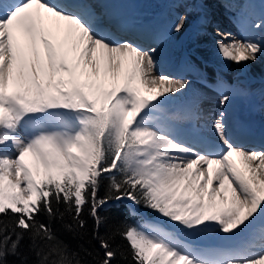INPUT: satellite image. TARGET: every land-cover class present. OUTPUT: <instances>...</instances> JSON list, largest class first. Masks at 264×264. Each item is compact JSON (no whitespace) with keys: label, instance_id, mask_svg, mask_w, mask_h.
<instances>
[{"label":"snow or ice","instance_id":"1","mask_svg":"<svg viewBox=\"0 0 264 264\" xmlns=\"http://www.w3.org/2000/svg\"><path fill=\"white\" fill-rule=\"evenodd\" d=\"M102 7L0 0V264L8 256L27 264L25 238L35 264H113L118 256L130 264H264V145L237 143L225 111L212 118L219 143L184 134L181 122L203 119L198 98L185 113L167 104L191 82L160 74L157 48L122 35ZM188 22L178 16L152 39L163 42ZM243 27V38L226 33L217 42L236 64L264 55V14ZM214 87L222 109L237 95L223 77ZM120 201L130 202L131 219L102 233V212ZM141 206L176 227L147 219ZM57 220L85 242L74 248ZM207 235L216 242H202ZM92 241L102 255L85 247Z\"/></svg>","mask_w":264,"mask_h":264},{"label":"bare ground","instance_id":"2","mask_svg":"<svg viewBox=\"0 0 264 264\" xmlns=\"http://www.w3.org/2000/svg\"><path fill=\"white\" fill-rule=\"evenodd\" d=\"M107 1L112 5L116 16L128 18L127 20L131 22L138 21L145 27L157 26L159 29L157 32L162 31L163 27L164 30L170 29L178 16L188 18L189 22L184 30L179 33L171 32L163 42L155 41L151 45L157 48L156 58L160 74H169L159 64V62L165 61L183 67L182 74L169 75L174 79L183 77L191 82L187 90L170 94L171 98L168 101L167 108L174 113H185L198 98L201 110L208 113L210 125L205 123L206 120L201 121V125L195 122L193 124L181 122L179 124L180 130L199 129L211 141L218 143L220 141L212 127V118L219 119L221 111H225L226 118L234 123L247 122V125L250 126L249 119L252 121L255 117L259 118L258 121L263 120L261 125L264 126V73L261 74L262 70L260 69L264 68V59H262L260 66L253 65L251 62L236 64L224 59L217 47V42L221 41L228 32L232 33L237 39L243 38V33L240 32L243 25H239L240 22L244 21L245 15H249V20H251L264 14V0H250V2L245 3L246 5L253 3L254 8L252 10L245 5L241 10L242 3L231 0V4L226 5L227 8L230 7L235 12L231 11L230 14H225L224 9L220 12L217 11L216 7L218 16L213 21L207 15L203 20L201 19L204 10L200 11L199 5L202 4L203 0H184L183 2L182 0ZM174 4L178 7H171ZM217 28L223 32H219ZM185 60L191 65L187 71L184 67ZM227 71L230 72L232 77L228 76ZM218 77H223L237 91L235 98L223 109L219 104L220 93L214 87V81ZM241 109L246 112L249 119L245 115L240 117L237 114ZM201 239L204 243H213L216 242L217 236L207 235Z\"/></svg>","mask_w":264,"mask_h":264},{"label":"trees","instance_id":"3","mask_svg":"<svg viewBox=\"0 0 264 264\" xmlns=\"http://www.w3.org/2000/svg\"><path fill=\"white\" fill-rule=\"evenodd\" d=\"M142 207V206H141ZM147 213H151V214H155V212H153L152 210L146 209L144 207H142ZM85 215L87 216V213H85ZM102 215L106 216L108 218V224L105 225L104 228L101 229V232L103 233L104 231L107 230L109 225H112L120 220H124V219H131V212H130V207L129 205L124 202V201H120V202H112L109 207L104 210L102 212ZM43 218V217H41ZM4 220H6L8 223H12L11 219L8 217H4ZM68 218L66 217V220ZM88 219V233L89 235L85 237V241H87L90 238V234H91V229H92V225L93 222L91 220L90 217H87ZM54 228L57 230V233L59 235H61L65 240H67L69 243H71V245L75 248L79 243H83L85 241H80L77 239H73L72 235L66 231L63 230L62 228V222L60 220H57L54 223ZM116 244L121 245L122 247L126 248L127 247V242L122 240L121 238L117 237L116 238ZM28 239L25 238L24 241H22L21 243V247H20V251L21 253L27 255L28 260H27V264H35V261L37 260L36 255L33 252H30L28 249ZM85 247L89 248L90 250H99V252L103 253V250L100 249L99 247V242L98 241H92L91 244H87L85 243ZM83 255V254H82ZM8 261L9 264H20L21 261V257L18 256H8ZM86 259L91 260L92 257L91 256H87ZM131 261V257H129L128 261L122 260L120 259V257L118 256L117 259L113 262V264H130Z\"/></svg>","mask_w":264,"mask_h":264},{"label":"rangeland","instance_id":"4","mask_svg":"<svg viewBox=\"0 0 264 264\" xmlns=\"http://www.w3.org/2000/svg\"><path fill=\"white\" fill-rule=\"evenodd\" d=\"M217 30H218L219 32H223V31H220L219 28H217ZM228 33H230V32H228ZM260 59H261V60H260ZM262 59H264V55H261V56L259 57V61H258V59H257V61H258L259 63L256 61V62H254V63H252V64H253V65L256 64L257 66H260V63L262 62ZM259 68H260V67H259ZM260 69L262 70V73H261V74H263V73H264V68H260ZM227 74H228L229 77H232L231 74H230V72L227 71ZM259 75H260V74H259ZM125 202H126L127 204L130 205V202H129V201H125ZM130 207H131V205H130ZM138 210H139L140 213H143V212H144L141 208H139ZM147 219H149V220L160 221V222H162V223L168 225L169 227H176L175 225H172L170 222H168L166 218L160 217L158 213H157L156 216L147 217ZM182 232H185V234H186V230H182Z\"/></svg>","mask_w":264,"mask_h":264}]
</instances>
